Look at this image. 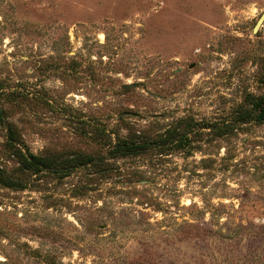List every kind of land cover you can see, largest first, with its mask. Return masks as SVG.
<instances>
[{
  "label": "rangeland",
  "instance_id": "obj_1",
  "mask_svg": "<svg viewBox=\"0 0 264 264\" xmlns=\"http://www.w3.org/2000/svg\"><path fill=\"white\" fill-rule=\"evenodd\" d=\"M263 10L0 0L7 121L22 152L65 163L15 171L0 125V175L23 185L0 183V264H47L34 249L61 264H264ZM118 140L156 145L124 155ZM88 156L104 159L76 164Z\"/></svg>",
  "mask_w": 264,
  "mask_h": 264
},
{
  "label": "trees",
  "instance_id": "obj_2",
  "mask_svg": "<svg viewBox=\"0 0 264 264\" xmlns=\"http://www.w3.org/2000/svg\"><path fill=\"white\" fill-rule=\"evenodd\" d=\"M254 108V116L253 119L258 123H264V95L259 96L255 99L253 103ZM7 114L1 104L0 99V125L6 128V142L10 148L14 151L11 155L20 157L19 163L20 165L16 168L15 171L20 170V172H24V170H28L31 174H37L41 176H46L49 173L56 172L60 164H65L64 160H51L47 158L40 157L38 155L32 153H25L21 150L20 140L15 137V124L12 122H8L6 118ZM156 145V142H131L127 140H118L113 145L115 152L122 153L124 155L127 154H137L143 151H146ZM85 156V155H84ZM104 159L103 156H99L96 159L91 157H86L84 159H80L76 164L81 166H87L91 168V166L84 165L90 163L99 164ZM72 161V160H70ZM80 162V163H79ZM79 163V164H78ZM71 164H74L73 162ZM70 165V164H68ZM66 165L67 167H69ZM62 167V166H60ZM65 169V166L62 168ZM94 175L103 176L109 170L108 168L99 167L94 169ZM4 172V171H3ZM92 176V174H91ZM0 183L4 187H13V188H21L23 187L22 181L19 178H14L9 173L5 175H0ZM84 187V186H81ZM37 255L42 256L45 259L47 264H61L53 261L50 255L44 254L41 255V252L38 249L33 250Z\"/></svg>",
  "mask_w": 264,
  "mask_h": 264
},
{
  "label": "water",
  "instance_id": "obj_3",
  "mask_svg": "<svg viewBox=\"0 0 264 264\" xmlns=\"http://www.w3.org/2000/svg\"><path fill=\"white\" fill-rule=\"evenodd\" d=\"M264 21V10L261 12V14L258 16L254 26H253V31L255 32L259 26L263 23Z\"/></svg>",
  "mask_w": 264,
  "mask_h": 264
}]
</instances>
